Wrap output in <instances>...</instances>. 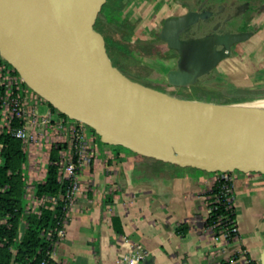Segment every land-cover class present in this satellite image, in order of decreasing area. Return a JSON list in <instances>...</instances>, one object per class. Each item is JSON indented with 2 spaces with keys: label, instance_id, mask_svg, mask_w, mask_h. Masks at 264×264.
I'll list each match as a JSON object with an SVG mask.
<instances>
[{
  "label": "water",
  "instance_id": "95a60500",
  "mask_svg": "<svg viewBox=\"0 0 264 264\" xmlns=\"http://www.w3.org/2000/svg\"><path fill=\"white\" fill-rule=\"evenodd\" d=\"M102 1L0 0L1 59L34 94L105 145L212 173L264 175V109L249 104L258 99L214 104L133 82L113 67L92 30ZM202 8L166 18L156 34L177 54L166 73L170 87L200 84L253 34L232 26L237 14L216 18L219 27L211 29L216 14Z\"/></svg>",
  "mask_w": 264,
  "mask_h": 264
},
{
  "label": "crops",
  "instance_id": "0c3cea01",
  "mask_svg": "<svg viewBox=\"0 0 264 264\" xmlns=\"http://www.w3.org/2000/svg\"><path fill=\"white\" fill-rule=\"evenodd\" d=\"M141 1H134L132 10L126 8L120 13L122 21L135 28L132 38L144 41L148 37L142 35L143 26L151 33L158 17L154 14L155 0ZM163 1L167 6L163 12H171L170 6L176 5L183 9L168 17L183 15L189 9L202 10L203 6L216 12L219 19L237 14L232 26L253 34L236 44L233 56H242L243 50L256 66L246 79L256 84L245 88L264 87V0H158L156 5ZM242 4L247 6L241 8ZM117 48L122 49L120 45ZM166 51L170 52L165 62L169 71L175 68L177 54L168 47ZM226 76L225 80L231 78ZM94 145L97 151L80 172V191L67 213L64 236L53 246L48 264H127L138 252L142 253L138 264H223L238 248L259 264L264 247L263 174L238 172L233 183L238 240L225 245L212 239L206 225L214 173L131 156L108 145L100 146L95 138ZM41 151L26 154L29 217L52 210L55 202L54 198L34 194V184L44 180L48 164L45 153L40 159Z\"/></svg>",
  "mask_w": 264,
  "mask_h": 264
},
{
  "label": "built area",
  "instance_id": "2783aa9c",
  "mask_svg": "<svg viewBox=\"0 0 264 264\" xmlns=\"http://www.w3.org/2000/svg\"><path fill=\"white\" fill-rule=\"evenodd\" d=\"M43 103L36 98L33 92L27 89L16 71L0 57V129L2 128L12 138L21 141L24 152L30 156L33 149H36V152L47 149L44 153L46 160H48L50 147L54 146L59 149L58 180L65 181L67 187L60 196L65 211L62 226L47 234L48 238L55 234L54 246L64 236L67 213L74 203L76 194L80 191V172L91 163L97 149L94 145V136L88 132L84 124L60 117L50 108L45 114H40L38 112L39 107ZM2 148L3 145L0 144V155ZM214 174V183L223 181L224 185L220 195L210 198L208 214L215 208L212 205L219 204L222 198L225 200V209L235 213L233 183L238 172H216ZM207 227L210 228L212 239L216 243L229 245L238 240L236 218L232 220L228 215L222 216L217 219L215 224ZM52 249L47 253V259L41 261L40 264L49 263L52 257ZM141 258L142 253L138 252L137 255L128 260L127 264H138ZM224 263L256 264L247 257L246 252L241 248L233 250L226 257Z\"/></svg>",
  "mask_w": 264,
  "mask_h": 264
},
{
  "label": "trees",
  "instance_id": "16d2710c",
  "mask_svg": "<svg viewBox=\"0 0 264 264\" xmlns=\"http://www.w3.org/2000/svg\"><path fill=\"white\" fill-rule=\"evenodd\" d=\"M117 12L119 9H115L113 14L106 15L104 20L122 34L128 37L134 36L135 28L124 21H119L115 15ZM156 39L159 40L157 37ZM262 89L264 87H257V90L245 88L237 90L232 85H228L225 91L235 97L256 100L264 97ZM228 102L233 103L232 99H228ZM49 108L56 113L50 105ZM59 115L67 119L64 115ZM87 129L95 136L92 129L88 127ZM0 144L3 145L0 155V264H40L41 261L47 259V253L56 241L55 234H52L51 238H48L47 234L61 228L65 214L60 196L64 193L67 184L65 181L58 180L59 149L54 146L50 147L45 178L42 182L34 184V194L38 197L54 198V207L52 210H42L37 217H29L26 202V187L29 184L27 155L21 141L9 136L2 128L0 129ZM111 148L119 151L116 147ZM223 185V181H216L213 184L210 191L211 198L220 195ZM212 206L215 208L208 215L207 226H212L222 216L228 215L232 220L236 218L235 213L225 209L223 198L219 204Z\"/></svg>",
  "mask_w": 264,
  "mask_h": 264
},
{
  "label": "rangeland",
  "instance_id": "374dc122",
  "mask_svg": "<svg viewBox=\"0 0 264 264\" xmlns=\"http://www.w3.org/2000/svg\"><path fill=\"white\" fill-rule=\"evenodd\" d=\"M134 1L136 2V0H103L100 11L92 22V30L94 34L99 38L101 44L105 47L113 67L118 70V72L137 84L158 90L169 96H174L180 99L196 100L214 104L227 103L228 99H232L233 103L255 101L223 93L216 86V81L221 83L224 87L233 85V87L235 86V89L255 86L256 83L246 79L249 74L253 72L256 66L253 64L254 62L252 57L250 55H246L243 50L242 56H232L222 61L217 70L215 69L212 72L216 78L215 82L211 79L208 80L204 78L200 84L189 87L190 93L187 95L182 94L184 91L183 88L168 86L166 79L168 68L166 67L167 64H165V62L168 61L167 55L168 53L170 54V52L166 51V44L157 40L155 37L160 31L163 21L168 17V15L170 13H182L183 9L181 8V5H176L175 8L170 6L171 12H163V10L167 8L164 1L156 5L158 0H155L156 2L153 5L156 6L154 14L158 17V19L152 28V32L149 34L147 32L146 25L143 26L144 33L142 35L148 37V40L143 41L128 37L127 35H122L120 32L108 25L104 20L106 15L113 14L115 9H119V12H117V14L115 13V15H117L119 21H122L120 10L125 11L126 8L127 10H132L133 7H135ZM141 3L144 2L141 1ZM156 12H161V14H157ZM117 45H120L122 49L119 50ZM226 75H230L231 78H227L225 80L227 77ZM240 79L244 80L241 81ZM28 90L31 91L30 89ZM34 95L40 102H44L39 96L36 94ZM256 101H264V99L260 98ZM48 109L49 105L44 102L43 105L39 107L38 112L40 114H45ZM56 114L59 115L60 113L56 111ZM94 138L98 145H104L100 142V139L96 134ZM113 147H116L119 151L131 156L144 157L124 147ZM35 150L36 149H33L32 153L36 152ZM46 151L47 149L40 152V159L43 158L44 152Z\"/></svg>",
  "mask_w": 264,
  "mask_h": 264
},
{
  "label": "flooded vegetation",
  "instance_id": "af4514ba",
  "mask_svg": "<svg viewBox=\"0 0 264 264\" xmlns=\"http://www.w3.org/2000/svg\"><path fill=\"white\" fill-rule=\"evenodd\" d=\"M191 9H189V11H190ZM188 11V12H189ZM215 14H216V12H215ZM214 18H215V21H214V23H213V25H212V28L211 29H214L213 27H215L216 26V15L214 16ZM200 33V32H199ZM236 46V45H235ZM234 46V47H235ZM234 47H233V50H234ZM216 70H217V68H216ZM206 79H211V80H213L214 82H215V75H214V73H211L210 74V76L209 77H206ZM216 86H217V88L221 91V92H223V93H226V92H228V91H225V88L226 87H224L221 83H218L217 81H216ZM239 89H241V88H239ZM246 89V88H245ZM227 90V89H226ZM238 90V89H237Z\"/></svg>",
  "mask_w": 264,
  "mask_h": 264
},
{
  "label": "bare ground",
  "instance_id": "6f19581e",
  "mask_svg": "<svg viewBox=\"0 0 264 264\" xmlns=\"http://www.w3.org/2000/svg\"><path fill=\"white\" fill-rule=\"evenodd\" d=\"M190 88L189 87H184L183 88V95H187V94H189L190 92V90H189ZM248 102V101H247ZM229 104L230 103H232V102H228ZM249 104H252V105H257V106H260V107H262L263 109H264V101H256V102H249Z\"/></svg>",
  "mask_w": 264,
  "mask_h": 264
}]
</instances>
